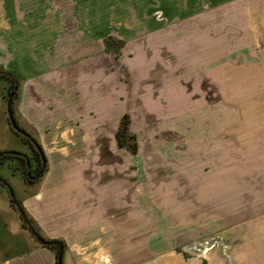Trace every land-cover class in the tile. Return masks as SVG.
<instances>
[{"label": "rangeland", "instance_id": "1", "mask_svg": "<svg viewBox=\"0 0 264 264\" xmlns=\"http://www.w3.org/2000/svg\"><path fill=\"white\" fill-rule=\"evenodd\" d=\"M191 2L197 9L213 7H205L203 18L185 9ZM241 5L246 6L241 13L226 14V0H70L71 56L86 54L87 76L92 70L102 73L97 82L101 94L96 97L102 101L104 118L102 150L119 156L104 155L102 163L134 172L135 183L142 182L143 174L151 191L149 230H170L171 253H184L190 264L206 259V264H264V0ZM95 16L101 22L97 34L102 33V42L90 31ZM79 24L86 31H77ZM109 36L122 41L118 49L114 42L106 45ZM4 70L13 74L0 67ZM11 88L0 74L10 128L7 137L0 136V152L20 151L34 159L23 135L11 128ZM81 109L79 114L72 111L77 119L70 133H63L61 126L52 132L56 137L42 131L53 161L58 154L70 157L94 150V144L90 149L83 142L79 127L91 118V111ZM125 114L129 134L137 138L134 156L115 145ZM14 115L18 116L15 110ZM21 123L32 134L22 119ZM24 170L25 163L17 158L0 160V176L20 201L26 184H31ZM109 175L107 180L121 181L117 173ZM0 188L8 199L6 214L13 230L5 229L0 220L3 264L6 257L13 260L31 245L42 244L24 227L8 189L1 184ZM143 224L139 220L137 226Z\"/></svg>", "mask_w": 264, "mask_h": 264}, {"label": "crops", "instance_id": "2", "mask_svg": "<svg viewBox=\"0 0 264 264\" xmlns=\"http://www.w3.org/2000/svg\"><path fill=\"white\" fill-rule=\"evenodd\" d=\"M224 1L214 0L215 3ZM243 1L226 0V14L241 13L246 7L241 5ZM202 7L197 9L191 2L185 9L205 18L206 6ZM70 22V0L66 4L64 0L62 4L56 0H0V67L21 79L14 99L17 121L23 127L22 119L31 133L36 134L49 159L45 175L37 183L26 184L27 193L21 201L49 239L66 243L64 264H190L184 253H171L174 244L168 242L172 236L170 230L164 226V229L149 230L151 191L143 174L142 182L135 183L134 172L116 171L115 164L102 163L105 156L119 157L115 152L104 154L102 150L104 118L100 109L102 101L96 98L101 94L97 82L102 80V73L92 70L87 76L86 54L71 56ZM92 24L90 31L94 33L91 34L102 42V33L97 34L102 29L101 22L95 19ZM78 29L86 31L81 24ZM83 35L85 47L86 33ZM90 93L89 99L79 97ZM81 107L84 112L91 111V118H85L79 126L81 138L94 150L84 155L70 154V157L58 154L59 159L53 161L44 146L47 138H43L42 131L51 134L61 126L63 133L67 129L70 133L77 119L73 112H82ZM92 110L95 115L91 114ZM7 120L0 94V136L7 137L10 133ZM52 135L58 136L56 132ZM115 145L126 149L117 140ZM113 172L122 176L121 181L107 180ZM120 193L124 194L123 199ZM1 199L0 220L5 229L11 228L6 214L8 199L0 188ZM139 220L144 222L142 226H137ZM162 238L167 241H157ZM4 260L3 264H56V252L36 244L16 254L14 261L8 257ZM207 262V259L199 260L194 264Z\"/></svg>", "mask_w": 264, "mask_h": 264}, {"label": "trees", "instance_id": "3", "mask_svg": "<svg viewBox=\"0 0 264 264\" xmlns=\"http://www.w3.org/2000/svg\"><path fill=\"white\" fill-rule=\"evenodd\" d=\"M112 42L116 44L115 46L116 49H118L119 46L122 44L121 40L113 36H109L106 40V45L109 47V45ZM0 72H1L0 74L2 78H5L11 82V87H12L11 92H12L14 88L18 84H20L19 78L6 70L0 71ZM12 130L16 132L13 128ZM23 138H24V141H26L31 146L32 150H34V155H35L34 159L28 155L29 160H30V162H28V160L24 156L22 157V156H18L14 154H6V155L1 156L0 160L8 158V157L9 158L14 157V158L19 159L20 161H22V163H25V170H24L25 180L28 183H37L43 178V176L45 175L47 171L48 159H47V156L44 152L42 145L36 138L35 139L40 145V149H42L43 154H41L40 150L35 146V144L30 140V138L24 135H23ZM117 141L120 147H126L128 150L131 151L132 154H137V150H138L137 138L135 135L129 134V115L128 114H125L123 116V120L121 122L120 128L117 131ZM129 141H132V144H130ZM0 184L8 189L10 193L11 203L19 211L21 219L23 220L24 227L28 229L30 233L33 234V236L36 239L38 236H40L44 240L48 241L49 244H42V245L50 249H53L56 252V264H64V252L66 248V243L63 240L45 238L40 232L41 230H40L38 223L34 220V218L27 211L22 201H20L16 197L13 186L3 177H1L0 179Z\"/></svg>", "mask_w": 264, "mask_h": 264}, {"label": "water", "instance_id": "4", "mask_svg": "<svg viewBox=\"0 0 264 264\" xmlns=\"http://www.w3.org/2000/svg\"><path fill=\"white\" fill-rule=\"evenodd\" d=\"M20 84H18L14 90L9 94L8 100H7V111H8V115H9V120L11 123L12 128L18 132L19 134H22L28 138H30V140L35 144V146L40 150L41 154H43L42 149H40V145L38 144L37 140L35 139V137L30 134L26 129L22 128L20 126V124H18L17 119L14 115V109H13V102H14V97L17 94L18 90H19ZM6 154H14V155H18V156H24L28 162H30L29 160V156L23 152L20 151H14V150H7V151H2L0 152V157ZM1 179V177H0ZM37 240L40 244H49L48 241L44 240L43 238H41L40 236L37 237Z\"/></svg>", "mask_w": 264, "mask_h": 264}, {"label": "flooded vegetation", "instance_id": "5", "mask_svg": "<svg viewBox=\"0 0 264 264\" xmlns=\"http://www.w3.org/2000/svg\"><path fill=\"white\" fill-rule=\"evenodd\" d=\"M16 96V95H15ZM22 127V126H21Z\"/></svg>", "mask_w": 264, "mask_h": 264}]
</instances>
